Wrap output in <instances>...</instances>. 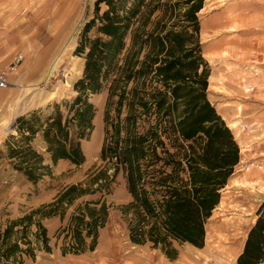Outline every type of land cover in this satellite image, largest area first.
<instances>
[{
    "label": "trees",
    "instance_id": "16d2710c",
    "mask_svg": "<svg viewBox=\"0 0 264 264\" xmlns=\"http://www.w3.org/2000/svg\"><path fill=\"white\" fill-rule=\"evenodd\" d=\"M151 1L96 0L95 16L84 25L75 48L85 62L68 113L63 118L56 110L44 127L36 112L17 119L19 138L6 143V154L14 159V169L35 184L52 175L51 165L31 145L35 134L41 132L53 165L59 160L82 164L80 140L88 139L94 128L95 109L88 94L108 90L99 153L103 164L85 180L65 185L52 202L0 228V264H22L23 255L33 258L36 249L49 251L42 219L58 215L63 220L65 209L77 199L108 192L120 171L131 196L121 206L131 242L149 243L170 259L177 255L175 242L203 246L205 223L239 162V147L207 98L209 67L197 37L203 0H176L171 5ZM100 4L106 6L101 14ZM179 5L183 11L176 12ZM160 7L152 29L146 30ZM172 14L183 23L167 27L165 19ZM95 25L96 34L89 37ZM107 216L103 194L78 203L57 232L62 253L93 250ZM236 261L264 262V199Z\"/></svg>",
    "mask_w": 264,
    "mask_h": 264
},
{
    "label": "rangeland",
    "instance_id": "374dc122",
    "mask_svg": "<svg viewBox=\"0 0 264 264\" xmlns=\"http://www.w3.org/2000/svg\"><path fill=\"white\" fill-rule=\"evenodd\" d=\"M175 1L151 2L171 5ZM99 8L101 14L106 6L100 4ZM183 8L175 6L176 12ZM95 9L96 0H0V68H6L15 54H23L16 73L17 87L0 90V228L52 202L65 185L85 180L103 164L99 153L104 139L107 88L88 94L95 109L94 128L88 139L80 140L85 157L82 164L59 160L53 165L44 150L41 132L35 134L31 145L51 165V176L33 184L14 169V159L6 154V143L19 138V117L36 112L44 127L56 110L63 118L68 113V104L77 95L74 83L82 77L85 62L75 48L84 25L95 16ZM159 14L161 7L150 16L146 30L152 29ZM197 17L201 54L209 67L207 98L226 125L235 123L231 132L240 156L205 223L203 246L175 242L177 255L170 259L149 243L131 242L121 211L131 196L120 171L110 182L108 192L77 199L65 209L63 220L58 215L43 218L50 249H36L33 258L23 255L22 264H238L237 256L264 199V169L256 167H264V0H203ZM165 20L167 27L183 23L173 14ZM96 25L89 30V37L96 34ZM55 59L57 65L47 75ZM73 131L71 127L70 134ZM102 194L108 216L98 230L94 249L63 254L62 238L57 236L59 227L66 224L78 203L96 200Z\"/></svg>",
    "mask_w": 264,
    "mask_h": 264
},
{
    "label": "built area",
    "instance_id": "2783aa9c",
    "mask_svg": "<svg viewBox=\"0 0 264 264\" xmlns=\"http://www.w3.org/2000/svg\"><path fill=\"white\" fill-rule=\"evenodd\" d=\"M22 61L23 54L17 53L12 57L6 68H0V90L17 87L16 73Z\"/></svg>",
    "mask_w": 264,
    "mask_h": 264
},
{
    "label": "bare ground",
    "instance_id": "6f19581e",
    "mask_svg": "<svg viewBox=\"0 0 264 264\" xmlns=\"http://www.w3.org/2000/svg\"><path fill=\"white\" fill-rule=\"evenodd\" d=\"M224 1V0H223ZM60 53V52H59ZM64 53V52H63ZM57 61H58V59H55L54 61H53V63H52V65L51 66H49L50 67V69L48 70V73H47V75H49L51 72H52V70L53 69H55V67H56V65H57ZM51 76V75H50ZM45 77H46V75H45ZM66 83V82H65ZM66 85V84H65ZM43 93V92H42ZM10 109V108H9ZM8 109V110H9ZM227 126H228V128H230V130L231 129H233V128H235L236 127V125H235V123L234 122H229V123H227ZM258 169H264V167H259V166H256ZM259 179V178H258ZM257 181V180H256ZM246 182H248L247 180H244V183H246Z\"/></svg>",
    "mask_w": 264,
    "mask_h": 264
},
{
    "label": "crops",
    "instance_id": "0c3cea01",
    "mask_svg": "<svg viewBox=\"0 0 264 264\" xmlns=\"http://www.w3.org/2000/svg\"><path fill=\"white\" fill-rule=\"evenodd\" d=\"M253 223V222H252Z\"/></svg>",
    "mask_w": 264,
    "mask_h": 264
},
{
    "label": "water",
    "instance_id": "95a60500",
    "mask_svg": "<svg viewBox=\"0 0 264 264\" xmlns=\"http://www.w3.org/2000/svg\"><path fill=\"white\" fill-rule=\"evenodd\" d=\"M194 246V245H193Z\"/></svg>",
    "mask_w": 264,
    "mask_h": 264
}]
</instances>
